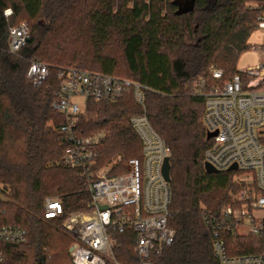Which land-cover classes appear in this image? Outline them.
Masks as SVG:
<instances>
[{
	"label": "trees",
	"instance_id": "trees-1",
	"mask_svg": "<svg viewBox=\"0 0 264 264\" xmlns=\"http://www.w3.org/2000/svg\"><path fill=\"white\" fill-rule=\"evenodd\" d=\"M0 0V224L26 230L23 241L0 240V264H74V237L57 218L44 217L46 197H59L66 212L90 207L86 177L62 164L71 144L61 130L64 114L53 107L63 69L99 71L148 87L145 106L154 129L171 148L169 225L174 241L151 259L158 264H220L208 215H219L242 188L237 172L208 173L211 144L204 122L205 97L195 85L210 67L237 71L263 0ZM12 8L9 17L4 11ZM26 21L27 44L9 50V28ZM121 47L124 65L109 47ZM33 60L49 66L35 86L27 76ZM143 107L131 92L117 101L89 100L74 129L100 134L96 171L114 158L142 157L143 142L130 122ZM96 176V175H95ZM230 255L257 252L253 234L225 232ZM114 252L123 264H138L135 233L113 232Z\"/></svg>",
	"mask_w": 264,
	"mask_h": 264
},
{
	"label": "built area",
	"instance_id": "built-area-1",
	"mask_svg": "<svg viewBox=\"0 0 264 264\" xmlns=\"http://www.w3.org/2000/svg\"><path fill=\"white\" fill-rule=\"evenodd\" d=\"M260 9L256 29L264 30V0ZM12 13V8L4 11L7 17ZM30 33L26 21L10 26L9 50L19 52ZM210 75L212 84L203 76L195 81L205 97V125L208 132L215 133L205 152L206 162L218 170L236 171L242 185L219 215L207 216L213 229L214 253L220 264H264V61L237 69L225 80L223 69L213 65ZM27 76L40 86L49 77V66L33 60ZM59 80L53 107L65 115L61 130L71 142L61 162L86 177L91 202L89 208L66 212L59 197L49 196L43 204L44 217L59 219L74 237V264H123L114 252L111 234L125 233L129 228L135 233L138 264H158L151 257L173 243L176 231L168 222L172 193L163 173L171 148L147 115L144 92L148 87L129 78L78 68L63 69ZM126 92H131L143 107L141 114L130 118L142 139L143 155L118 156L95 173L101 135H78L74 127L89 100L115 102ZM79 97L84 98L83 104ZM233 166L236 169H231ZM3 199L0 189V209ZM231 230L259 236L263 240L259 250L230 255L223 234ZM26 235L22 227L0 224V240L23 241Z\"/></svg>",
	"mask_w": 264,
	"mask_h": 264
},
{
	"label": "rangeland",
	"instance_id": "rangeland-1",
	"mask_svg": "<svg viewBox=\"0 0 264 264\" xmlns=\"http://www.w3.org/2000/svg\"><path fill=\"white\" fill-rule=\"evenodd\" d=\"M249 41L251 44L255 46L252 49L245 51L244 53L240 55L238 62H237V69H243L250 65H254L259 62L264 61V30L257 28L250 36ZM108 49L109 50L111 49L116 54V56L119 58V61H120V67H122L124 65V62H123V55H122L121 47L116 45L114 47H109ZM77 100L81 104L85 102L83 97H79ZM101 168H99L98 170H100Z\"/></svg>",
	"mask_w": 264,
	"mask_h": 264
},
{
	"label": "water",
	"instance_id": "water-1",
	"mask_svg": "<svg viewBox=\"0 0 264 264\" xmlns=\"http://www.w3.org/2000/svg\"><path fill=\"white\" fill-rule=\"evenodd\" d=\"M193 2L194 0H187L184 5L180 6V9H189L193 6ZM215 133L213 132H208L207 133V139H210ZM205 169L208 173H215L218 172L219 170L217 168H215L212 164H210L209 162H205ZM231 169H236V166H233ZM170 170H171V162H170V157H167L165 159L164 165H163V173L164 176L166 178L167 181H171V175H170ZM103 208H106V206H104ZM73 250V247L70 248V251Z\"/></svg>",
	"mask_w": 264,
	"mask_h": 264
}]
</instances>
